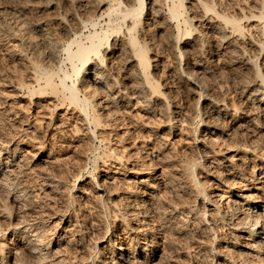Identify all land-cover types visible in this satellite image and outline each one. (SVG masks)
Segmentation results:
<instances>
[{"label": "rangeland", "instance_id": "rangeland-1", "mask_svg": "<svg viewBox=\"0 0 264 264\" xmlns=\"http://www.w3.org/2000/svg\"><path fill=\"white\" fill-rule=\"evenodd\" d=\"M107 1L0 0V146L19 148L17 164L4 166L3 170L20 166L13 185L25 188L24 207L17 203L21 200L13 199L12 186L9 189L0 179V244H4L0 257L6 256L0 264H34L36 257L27 253L26 236H12L15 227L22 229L26 223L32 225L24 232L31 233L30 238L35 233L45 237L44 241L51 238L43 249L49 254L46 264H114L111 253L106 250L107 240L116 233L123 234L124 220L131 219L130 209L144 204L149 210L145 214L140 212L139 218L143 221L132 225V233L145 227L148 239L154 237L161 246L152 259L131 256L124 251L125 261L116 258L120 264H229L223 257L230 260L232 251L246 247L243 248V241L239 239L243 246L237 244L234 250L230 248L232 251L226 249L235 231L232 232L228 219L218 224L211 222L210 217L216 216L214 206L221 207V211L228 210L229 215L239 214L234 208L239 205L244 211L239 197L249 191L260 198L258 205H264V116L250 113L252 109L239 83L241 79L253 78L255 74L251 72L256 73L258 69L264 75V55L257 51L264 40L263 19L244 18L259 9L264 10V0H205L215 3L216 11L237 16L242 28L244 26L243 35L225 27L227 38L210 26L212 21L220 22L214 13L205 15L198 1L185 0L186 13L196 27L189 40L179 38L175 20L170 19L164 25L160 22L169 15L170 0L161 1L164 5L162 3L159 17L152 14L151 2L157 0H143L142 13L136 17L141 22L136 35L142 42L146 40L149 73L153 81L160 84V96L166 107L151 113L139 103L124 107L120 101V107L114 109L115 119L106 118V126L95 129L92 126L94 134L80 119L84 114L61 104L58 95H30L25 86L35 84L29 69L30 60L39 58L28 40H36L41 58L45 64H52L37 25L57 39L74 36L71 30L78 28L87 34L93 28L84 24L92 19L99 20L97 30L106 28L109 18V24L114 27L121 24L124 29L126 25L117 12L113 11L109 17L106 14ZM120 1L125 8V1L130 0ZM116 2L118 0L110 4ZM133 19L128 17L126 21ZM114 35L109 36V42ZM122 40L119 37L118 41ZM118 56L106 60L112 72L111 82L127 79L123 77L128 70ZM64 58L65 53L61 51L59 60ZM197 58L210 59L211 69L202 81L206 97L211 96L212 100L230 107L226 114L209 113V100L204 93L198 94L200 88L192 79H187L186 71L193 68ZM62 66L70 70L68 61ZM54 80L59 82L58 77ZM20 81L25 82L24 86L19 85ZM39 82L44 83L43 79ZM153 104L156 105V100ZM238 114L243 117L240 121L235 118ZM214 121L219 124L217 128H207V124ZM245 122L252 124H240ZM210 129L213 133L208 131ZM102 151L111 156L105 157ZM98 154L101 156L93 160ZM190 165L195 179L188 169ZM134 179L153 185L151 191L145 193L143 187L137 188ZM134 194L144 198L143 201H138ZM154 202H161L160 210L154 207ZM164 220H169L166 224L170 222L167 227L163 225ZM262 242L264 246V240ZM98 251L102 252L96 259ZM261 257L264 262V252ZM254 258V263L258 262Z\"/></svg>", "mask_w": 264, "mask_h": 264}, {"label": "bare ground", "instance_id": "bare-ground-1", "mask_svg": "<svg viewBox=\"0 0 264 264\" xmlns=\"http://www.w3.org/2000/svg\"><path fill=\"white\" fill-rule=\"evenodd\" d=\"M112 1H116V0H108L107 1L106 8L108 9V11L106 12V14L109 17L113 11L117 12L118 18H120L121 21H123L126 25L124 29L121 28L122 26L119 22H118V24H120V25H118V27H114V25L109 24L111 21L110 18H109V22H107L108 24L106 23L107 27L106 28L101 27L100 30H97V28H95V26L99 24V20H95V19H92L89 21L85 20L86 22L83 20L85 22L84 27L91 26L93 28L92 31L89 30L87 34H84L83 32L80 31L79 28H78L79 30L76 29L77 28L76 27L75 31L71 30L72 33L74 34V36L68 35V37L65 39H57L55 37L48 35L47 34L48 32L45 31L46 32L45 33L44 28L42 26L37 25L36 30L39 31V33H40L41 39H42V41L45 45V48L47 50V54L50 56L51 60L53 61L52 64H45L46 61L44 62V58L43 57L41 58L40 51H38L37 50L38 48H36V40H34L32 37H31L32 39H30V38H29V40L27 39L29 41V44L32 46L31 49L34 50L33 51L34 54L37 55V57L39 58L38 59L35 56L36 59H38L37 61H33V60L31 61L30 60L29 69L31 71V74L33 75L34 83L35 84L37 83L36 84L37 86L34 84V85H32V87L30 85H25L26 88H29L30 95H34V94L41 95V94H48V93L58 95V97H60L61 104H65V106H70V108L72 110H76V112H78V113L82 112L84 114V117L83 118L81 117L80 119H82L85 124L90 126V129L92 130V132L94 134H95V131L91 128L92 126L94 127V129L98 128V127L106 126V124L108 123V122L106 123V118H112L113 117L115 119V117L113 116L115 113L114 109H115V107L116 108L120 107V106H118V103L120 101H123V103H121V106H124V107H126V106H129V107L132 106L133 107L134 105L136 106L139 103V104H141L139 106H141V108L143 107L142 109H145L146 111L148 110L151 113L152 112L157 113L158 111H163V109L166 107L165 100L160 96L161 95V91H160V87H159L160 84L157 82H154L153 76L150 75V73H149L150 57L147 54L148 46L145 43L146 40L144 42H142V40H140L142 38H139V36L136 35V32L140 29L139 26L141 25L140 19H137L136 17L142 13V10L144 8L143 0H130L127 3L125 1V6H126L125 8H123L121 6L122 2L120 0H118V2H116L115 5H112L114 3L110 4V2H112ZM161 1L162 0H157V1L151 2L154 5L152 7V14H154L157 17L162 15V6L164 5V2H161ZM196 1H198L200 3L199 6L202 7V9H203L202 11H204L205 15L207 14V12H212L220 20V22H218V23H215L213 21L212 22L209 21L210 26L213 28V30L215 32H217L218 35H220L223 38H227L228 35L225 32L226 31L225 27H230L229 29L232 31V33L234 31H238L242 34L244 26L242 28V26L240 24L241 21L236 19L237 16L232 17V16H229V14L226 15V14H223L219 11H216L215 10V3L206 2L207 0L206 1L205 0H196ZM170 2H171V5L168 4V12H169L168 14L169 15H165L163 18V20L165 19V21H160V22L164 25V23L168 22L170 19L175 20L177 22L176 26H177V30H178L177 32L179 33V38H181L182 36L185 39L190 38L191 31H193V30L195 31L196 27L191 22L192 17H190L186 13L187 12V6L185 5V0H170ZM162 3H163V5H162ZM199 9H201V8H199ZM100 16H101V14H100ZM128 17L134 18V19L132 21H128V20L126 21V18H128ZM252 17H257L260 20L262 18L264 20V10L259 9L255 13H252L249 17L245 16L244 18H246V19L250 18L251 19ZM255 20H257V19H255ZM263 20L261 23L264 22ZM37 31H35V32H37ZM113 33H115V35H114V37H112V40H111L112 42H109V36H111V34H113ZM243 33H244V31H243ZM116 34L118 36H116ZM27 36H29V35H27ZM30 36H32V35H30ZM38 36H39V34H38ZM20 37H21V35H20ZM119 37H122V39H123L120 42L118 41ZM26 38L27 37H25V39ZM185 39H183V40H185ZM193 39H195V37ZM176 40L177 39H175V41ZM37 41H39V40H37ZM262 41H263V43L258 45L257 51L259 50V53H263V55H264V40H262ZM190 43H191V41H190ZM190 43H186V44L190 45ZM22 44H23V41H22ZM22 44H21V47H22ZM193 44H195V43H193ZM177 45L179 47V44H177ZM191 45H192V43H191ZM173 46H175V44ZM209 48H210V46H209ZM179 49H180V55L183 56V50H181V48H179ZM61 51H63V53H65V58L60 61L59 60V54L61 53ZM204 51H205V49H204ZM31 53H32V51H31ZM34 54H33V56H34ZM108 54L110 56L119 55L118 60L122 59V66L125 65V68H127V70H128V72L126 73L127 76L123 77V78H127L126 81H121V82H119V81L118 82L117 81L111 82L110 81L109 75L112 72H110V69H108V68H110V67H108V63L106 64L107 58L110 57ZM48 55H47V57H48ZM107 55L109 57H106ZM27 57H28V55H27ZM185 58H187V57H185ZM65 60L69 62L70 70L63 68L62 63H64ZM210 62L211 61L209 58H207L205 60H201V59L197 58L193 63V65H194L193 68L186 71V73L188 74L187 79H189V78L192 79L193 83L200 88L198 91V94L200 95L201 93H204L205 98H207L209 100L208 102L206 101L207 105H208V110H210L209 113L212 112V113H216V115H220V114L223 115L229 111L230 107L228 108V106L224 103H219L220 101L217 100L218 98H216L217 101H214L211 98H209L211 96L206 97V95H207V93L205 92L206 86H204V84L202 82L203 78L205 76V73L209 72V70L211 69V68L209 69ZM213 63H215V61ZM214 66H216V64ZM251 67H254V65L252 64ZM252 69L254 70V68H252ZM112 71H114V69ZM59 72H61V74ZM254 72L255 71L251 72V73H253V75L255 74V76L253 78H251L249 80L248 79L247 80L241 79V81H239V83L241 82L240 84L242 87V91L245 92V95H246V101L249 103V105L252 109V111H250V113L251 112H256L257 114L261 113V115L264 116V75L259 69H258V72H256V73H254ZM55 77L59 78V82H56L54 80ZM42 79L44 82L43 84L41 82H39ZM113 80H115V79H113ZM18 83L20 86H24V84H25L24 81H20ZM154 100H156V105L153 104ZM205 111H203V112H205ZM209 116H210V114H209ZM235 118H238L237 120H239V119L241 120V118H243V117H242V115L238 114V115H235ZM202 120L203 119H199V121H202ZM244 121H246V120H244ZM250 122H252V121H250ZM214 123H217V122L214 121V122L207 124V126H208L207 128H212V129L217 128V126L219 124L216 125ZM240 124H252V123H246L245 122V123H240ZM208 131L210 133H213V130H211V129ZM100 141H102V139H100ZM18 151H19V148L17 149L16 145L13 146L12 149H10V146H7V145H1L0 146V179L2 180V183L1 182L0 183L3 185H8L9 189L12 186L11 188L13 189V192H14L13 199L21 200V201H17V203H20L19 205L24 206V202H23L24 201L23 200L24 195L23 194H25L24 193L25 188H22V187L19 188V187H17V185L16 186L13 185V184H16V181L18 179V175L20 173L21 167L20 166L17 167L18 165L17 166L15 165L16 167L13 169H10L9 171H7L8 169H5L6 171L3 170L5 168L4 166H9L10 164H17L16 158L18 156L17 155ZM47 153H49V151ZM3 154H6V156L3 157ZM103 154L105 155V157H108V158L111 156V154L110 153L108 154L106 151H104ZM34 155H36V154H34ZM100 156H101L100 154L95 155L93 157V160L99 158ZM188 169L190 170V174H191L192 178L195 179V175L193 173L192 165H190V167ZM10 175H12L13 178H9ZM254 179H256V177ZM134 182H135V185L138 184L137 188H139V186L143 187V192H145V193H146V190H150L153 187V185H150L148 182H146L144 180L142 181L139 179L138 180L134 179ZM202 193L204 195H206L204 190ZM136 196H137V198H139V199H137L138 201H140V202L143 201L144 198L140 199V196L138 197V195L134 194V197H136ZM149 196H150V194H149ZM235 196L238 197L237 194ZM147 198H148V196H147ZM239 199L241 201H243V203H244L243 205L245 206V209H244L245 212L242 211V209L240 210L241 206L239 207V205H237V206H235L234 210L239 212V214L237 213L236 215L235 214L229 215V213H227L228 210L223 209V211H221L222 209L219 210L221 207L214 206L216 216L210 217L211 222H215L214 224L221 223L224 220L228 219L229 220L228 225H230L232 232L235 231V235L234 236L232 235L234 238V239L232 238L233 242L230 239L231 244L229 243L226 246L227 250H231L233 247H235L237 244H239V242H238L239 239H242V241H243V244H244L243 248H245V247L247 248V249L245 248L244 250L243 249L234 250V248H233L232 250H234V251L231 250L232 252L230 253L231 255H233V257L231 258L228 256L229 258H231L229 260V259H226V256H225V257H223V260L225 259L226 261H229V264H253L255 262L253 260V258L255 257L256 261H258V262L254 263V264H264V262L262 261V257H261L263 252H264V246L261 244L262 240H264V205H258L259 204L258 202H260V198L257 196V194L254 191H249L245 196H240ZM160 203L154 202V205H155L154 207H156V209H159V208L161 209L162 204H160ZM239 204H241V203H239ZM142 206H144V207L141 209V211L140 210L138 211L139 207H142ZM142 206L139 205L138 209H136V208L133 210L130 209L131 219H129V220L125 219L124 220L125 221V228L122 230L124 232L123 234L116 233L113 235L112 238H109L107 240L108 243H107L106 250L109 253H111V255H112L111 260H114L113 261L114 264H120L121 263L119 261H116V258H117V260L118 259L124 260V255H123L124 251H127V253L131 256H136V257L141 256L142 259H152V257L155 254H157L156 253V251L158 250L157 248H159L161 246V245L159 246L158 241L155 240L154 237H151V239H148L149 234L147 232H144L146 230L145 227L144 228L142 227L139 231L134 233V235L132 233V230H133L132 225L135 224L136 222L139 223V222L143 221L142 218H139L141 216L140 212L141 213L143 212L142 214H145L149 210V208L147 206H145V204ZM154 207H152L153 208L152 210L156 211V209ZM5 208H7V207H5ZM259 208H261V209L259 210ZM238 209H239V211H238ZM149 213H150V211H149ZM154 213H157V212H154ZM186 214H188V213L186 212ZM205 214H206L205 211H203L202 216L204 217ZM233 216H234V219L231 220V218ZM115 217H116V215L114 216V219H115ZM168 221L169 220H166V221L164 220V222H163V225H165L164 227H167V225L170 223L169 222L168 224H166ZM28 224H30V223H26V225H24L22 229H18L17 227H15L12 231L13 232L12 236L16 237L19 234L26 236V240H27L26 243L28 244V246L26 247V245H25V247L27 248V253H29V255L36 257V260L33 263L34 264H46L45 262H46L47 258L49 257V254L47 251H44L43 249L46 248L44 246H47L49 244L51 238L50 239L48 238L47 240L45 239L46 241H44L45 237H42V235H39V233H35V236L34 237L32 236L30 238L29 235H32L31 233L30 234H28V233L24 234V232H28L29 227L32 226V225L27 226ZM32 231H34V230H31V232ZM133 232H135V231H133ZM109 235H110V233H109ZM151 235H154V233H152ZM213 235H214V231H213ZM124 242H125V244H124ZM240 244H241V242H240ZM3 245L0 244V249L2 248ZM240 246H243V245H240ZM22 252H24V251H22ZM101 252L102 251H98L96 253V256H95L96 259L97 258L99 259ZM251 252H254V255H252ZM29 255L27 254V256H29ZM249 256L251 258H248ZM4 258H6L5 254H3L0 257V263H2L4 261L3 260ZM225 264H226V262H225Z\"/></svg>", "mask_w": 264, "mask_h": 264}]
</instances>
